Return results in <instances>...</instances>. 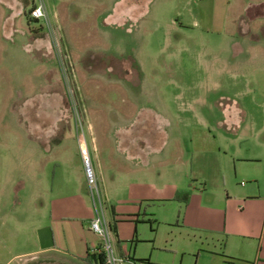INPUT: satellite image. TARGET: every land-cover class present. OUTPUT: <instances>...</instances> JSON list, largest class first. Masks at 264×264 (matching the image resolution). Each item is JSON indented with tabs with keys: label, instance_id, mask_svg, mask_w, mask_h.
Returning a JSON list of instances; mask_svg holds the SVG:
<instances>
[{
	"label": "rangeland",
	"instance_id": "rangeland-1",
	"mask_svg": "<svg viewBox=\"0 0 264 264\" xmlns=\"http://www.w3.org/2000/svg\"><path fill=\"white\" fill-rule=\"evenodd\" d=\"M10 1L20 14L10 40L0 29V228L16 231L20 243L12 248L2 231L0 259L18 263L11 258L25 250V238H35L31 225L46 222L56 198L72 195L85 147L91 164L95 155L101 172L115 178L98 186L106 211L112 206L124 218L136 212L135 223L120 228L129 264H242L213 263L201 251H219L210 233L220 230L228 204L264 199V41L234 56L235 26L192 25L200 0H140L142 18L119 27L102 25L115 0ZM38 3L56 28L97 153L70 119L47 37L32 52L25 36L27 12ZM127 4L120 0L121 9ZM126 128L149 145L127 149ZM127 150H141L142 158L127 159ZM183 192L186 204L177 198ZM86 198L90 204L87 190Z\"/></svg>",
	"mask_w": 264,
	"mask_h": 264
},
{
	"label": "crops",
	"instance_id": "crops-1",
	"mask_svg": "<svg viewBox=\"0 0 264 264\" xmlns=\"http://www.w3.org/2000/svg\"><path fill=\"white\" fill-rule=\"evenodd\" d=\"M148 1L145 0V3H148ZM12 2L10 0L0 1V4H3V6L6 4L0 16V29L4 35L2 39L6 40H10L14 34L19 32L15 28L14 21L15 17L20 14V7L15 2L12 5L9 4ZM120 6V0H115L110 11L102 17V25L104 27H119L126 22L138 20L144 15L143 1L128 0V4L123 9ZM197 7L195 13L197 21H193L192 25L200 22L202 28L210 31H213L215 26L223 27L227 24L235 26L238 34V45L234 56H242L246 52L255 49L256 44L260 41H264V0H200L197 3ZM11 11L14 13H11ZM218 14H220V17L217 19ZM25 22L27 24V34L25 36L29 40V45L33 47L32 52H37L40 42H43V38L46 35L42 31L40 23L36 22L38 25L35 29H28L31 22L27 20ZM20 34L22 35V33ZM27 45H25V48ZM36 59L38 60V58ZM128 106L130 109V105ZM54 122V116L47 117V123H49V127L47 128L49 131L46 132L47 136L52 137L55 135ZM68 123L66 122V128H68ZM83 123L86 131L85 137L87 138V145L89 143L93 152L95 151L97 153V149L95 148L96 139L94 140L93 138L96 136L93 131L94 126L88 121L86 123L83 121ZM125 132H127L126 135L129 136L130 142L127 145V149L128 146L137 145V143H140L143 147L144 145H149L148 139L144 138L141 133L135 136L128 128L125 129ZM59 133H56V135ZM142 153L141 150L138 153H131L130 150H127L125 157L127 159L142 158ZM93 158L96 166L91 165L97 184L103 189L108 184L106 182L113 183L115 178L113 174L106 175L101 172V168L97 165L96 156L94 155ZM75 172L81 180L78 179L76 189L72 195L56 198L55 203L49 204L46 222L40 224L37 222L36 225H31L32 228L30 230H33L32 232L42 227L49 228L53 242L52 247L41 250L38 247L36 234L35 238L29 236L21 242L25 250L11 258L20 260L18 263L13 264H95L85 263L83 261L88 253H93V249L98 245V239L88 229V223L92 219L93 213L91 205L86 198V186L80 163L76 167ZM104 196L103 194V200L105 202L106 198ZM129 210L130 212H125L126 215L132 214L135 209L132 208ZM106 212L110 219L111 227L114 230L116 251L120 255L127 254L129 258L126 247L124 246V241L128 239V236L123 234L120 228H123L130 221L135 223L136 212L133 213L132 218L122 217L120 210L112 206ZM0 229L1 251L5 247L3 244L5 233H8L12 248L20 243L19 235L16 231L11 229L6 230L5 226H1ZM132 234L134 235V227ZM130 235L129 237H131ZM210 235L214 241H220L219 251L216 253L209 251L201 252L213 257V263L264 264V199L246 197L244 199L241 198V200H233L224 209L220 230L210 233ZM236 242V249L232 250V245ZM196 257H198V253ZM131 260L129 258V262ZM7 262L8 260L4 261L3 258L0 259V264H12Z\"/></svg>",
	"mask_w": 264,
	"mask_h": 264
},
{
	"label": "built area",
	"instance_id": "built-area-1",
	"mask_svg": "<svg viewBox=\"0 0 264 264\" xmlns=\"http://www.w3.org/2000/svg\"><path fill=\"white\" fill-rule=\"evenodd\" d=\"M27 17L30 20L40 23L41 27H45L43 28L45 30L50 50L53 55L55 54L54 58L56 57L55 61L60 70L62 79L61 82L66 97L67 109L70 113V119L73 121L75 129L79 130L82 134L84 129L83 117L64 66L65 56L62 55V50L59 48V40L57 39V34L55 33L56 28L48 23L45 8L41 3L32 5L27 12ZM79 158L93 213V217L88 223V229L98 239V245L95 249H93V253H100L103 257L104 264L127 263L129 262L127 254L120 255L116 251L114 232L111 229L110 219L105 214L106 209L104 208V200L101 197L97 180L91 165L89 153L85 147L79 150Z\"/></svg>",
	"mask_w": 264,
	"mask_h": 264
},
{
	"label": "water",
	"instance_id": "water-1",
	"mask_svg": "<svg viewBox=\"0 0 264 264\" xmlns=\"http://www.w3.org/2000/svg\"><path fill=\"white\" fill-rule=\"evenodd\" d=\"M36 237L39 249L44 250L52 247L53 242L48 227H42L36 230Z\"/></svg>",
	"mask_w": 264,
	"mask_h": 264
},
{
	"label": "trees",
	"instance_id": "trees-1",
	"mask_svg": "<svg viewBox=\"0 0 264 264\" xmlns=\"http://www.w3.org/2000/svg\"><path fill=\"white\" fill-rule=\"evenodd\" d=\"M26 19H27V21H29V22H34L33 20H30L28 17H26ZM187 197H188V193H186V192H183L181 195H180V198H179V196L177 197L178 198V200H181V202L183 203V204H186V202H187ZM111 229H112V227H111ZM113 230V229H112ZM113 232H114V230H113ZM83 261L85 262V263H95V264H104L103 263V257H102V255L100 254V253H96V254H94V253H88L87 254V256L83 259ZM132 261V260H131Z\"/></svg>",
	"mask_w": 264,
	"mask_h": 264
}]
</instances>
